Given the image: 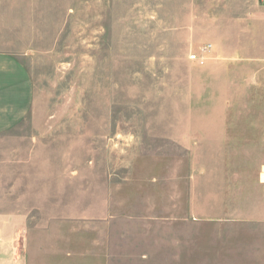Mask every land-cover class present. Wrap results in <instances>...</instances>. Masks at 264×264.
<instances>
[{
    "label": "rangeland",
    "instance_id": "374dc122",
    "mask_svg": "<svg viewBox=\"0 0 264 264\" xmlns=\"http://www.w3.org/2000/svg\"><path fill=\"white\" fill-rule=\"evenodd\" d=\"M0 51L34 87L0 133V209L26 212L30 264H84L90 243L102 264L119 241L130 264L168 202L258 198L264 0H0Z\"/></svg>",
    "mask_w": 264,
    "mask_h": 264
},
{
    "label": "crops",
    "instance_id": "0c3cea01",
    "mask_svg": "<svg viewBox=\"0 0 264 264\" xmlns=\"http://www.w3.org/2000/svg\"><path fill=\"white\" fill-rule=\"evenodd\" d=\"M33 92L32 77L26 65L16 55L0 51V133L26 118ZM202 147L214 152L215 146L213 141L205 146L197 143V155ZM263 173L264 161L259 165L255 181L259 188L258 198L243 199L242 204L237 205L242 206L241 209H236L234 200L189 198L183 214H177L171 207L181 201L176 200L173 205L168 202L162 216L163 231L130 235L129 238L144 240L132 244L131 251L135 257L130 264H264ZM4 205L0 204V208ZM203 206L208 209L203 211ZM26 217L24 211L0 209V264H30L27 233L22 228ZM176 221L179 225L196 229L167 230ZM116 238L122 239L123 234L117 232ZM160 239L162 242L158 241ZM89 245L84 248V264H91V258H94ZM116 245L111 254L113 258L109 254L106 257L110 249L104 245L102 264H124L123 242L119 241Z\"/></svg>",
    "mask_w": 264,
    "mask_h": 264
},
{
    "label": "built area",
    "instance_id": "2783aa9c",
    "mask_svg": "<svg viewBox=\"0 0 264 264\" xmlns=\"http://www.w3.org/2000/svg\"><path fill=\"white\" fill-rule=\"evenodd\" d=\"M190 57L196 59L199 63H203L205 59L204 56H199L196 53L190 55Z\"/></svg>",
    "mask_w": 264,
    "mask_h": 264
},
{
    "label": "bare ground",
    "instance_id": "6f19581e",
    "mask_svg": "<svg viewBox=\"0 0 264 264\" xmlns=\"http://www.w3.org/2000/svg\"><path fill=\"white\" fill-rule=\"evenodd\" d=\"M263 179H264V173L262 174V176H261Z\"/></svg>",
    "mask_w": 264,
    "mask_h": 264
}]
</instances>
